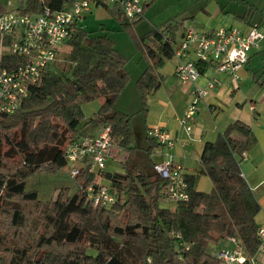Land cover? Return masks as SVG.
<instances>
[{"label":"trees","instance_id":"obj_1","mask_svg":"<svg viewBox=\"0 0 264 264\" xmlns=\"http://www.w3.org/2000/svg\"><path fill=\"white\" fill-rule=\"evenodd\" d=\"M67 2L22 0L16 11L38 13L44 6L57 9ZM6 11L0 1V14ZM116 17L121 28L131 31L140 16L128 21L121 10ZM174 27L168 21L136 38L150 61L135 80L143 105L160 84L155 68L173 55ZM14 39L0 35V68L11 69L28 59L11 50ZM126 62L108 32H94L75 21L52 66L28 86L18 107L0 111V264H223L213 246L225 237H235L248 255L257 253L261 239L255 216L260 204L239 165L240 153L254 137L250 126L238 119L204 143L194 173L183 170L188 195L174 206L162 205L168 200L167 181L151 161L150 171L138 164L124 172L99 170L100 182L115 194L110 205L88 199L87 188L98 186L89 165L80 166L73 176L74 192L63 186L53 199L42 201L36 190L26 189L31 173L55 172L68 163L66 146L82 136L84 102L101 98L91 121L109 125L117 146L135 148L131 115L113 108L115 96L130 80ZM194 63L200 73L209 66L206 61ZM146 137L150 156L159 143L148 130ZM200 174L210 178V190L197 188ZM29 213L34 214L31 223ZM5 216L13 226L11 244L2 230Z\"/></svg>","mask_w":264,"mask_h":264},{"label":"built area","instance_id":"obj_2","mask_svg":"<svg viewBox=\"0 0 264 264\" xmlns=\"http://www.w3.org/2000/svg\"><path fill=\"white\" fill-rule=\"evenodd\" d=\"M102 1L118 4L125 18L132 21L143 14L147 0ZM92 2L96 3V0H70L57 9L44 6L38 13L21 14L16 10H8L0 14V35L15 36L9 45L11 50L28 56L26 62L11 69L0 68V111L13 112L18 107L21 98L27 93L28 86L36 82L43 70L51 64L56 49L69 35L72 24L90 10ZM262 39L264 30H260L258 24H250L245 28L236 25L219 26L205 32L190 28L175 42L173 55L179 59L175 73L182 84H191L190 99L180 118L187 135L191 131L190 121L196 114L200 101L217 82L212 76L206 85H198L196 81L200 72L194 63L195 60L208 62L207 68L226 72L236 82L239 79V70L249 58V51L258 47ZM149 134L161 147L169 148L175 142L169 132L159 126L152 127ZM112 145L109 125H102L96 135L80 136L65 149L66 161L73 164L69 173L74 176L80 166L89 165L95 175L100 176L99 170L105 168ZM161 152L164 158L153 162L152 166L154 171L167 181L166 198L174 202L186 199L188 194L182 166L173 163V156L168 150L161 149ZM243 156L244 150L240 153V157ZM93 165L95 168H92ZM97 183V187L87 188L88 199L95 204L110 205L115 200L114 192L100 181ZM257 233L261 239L259 251L264 249V226H260ZM229 239L235 241L239 247L214 251L223 264H256L254 257L245 252L235 237Z\"/></svg>","mask_w":264,"mask_h":264},{"label":"crops","instance_id":"obj_3","mask_svg":"<svg viewBox=\"0 0 264 264\" xmlns=\"http://www.w3.org/2000/svg\"><path fill=\"white\" fill-rule=\"evenodd\" d=\"M69 1L70 0H68V2ZM155 1L156 0H147L143 11L145 12V10L148 9V7L151 6ZM216 3L219 4L220 0H217ZM253 6L254 4L249 3L245 11L239 12L237 11L238 6H227V1L224 2L223 8L221 7L222 12H226L225 19L227 20L226 22H224V24L215 21V18H213L211 15L212 12H210V10L206 7H202L201 9L203 13V22L195 23L194 21H192L191 25H200L202 27H204V25H207V28L203 29L200 32L212 31L213 29L219 26L236 25L235 23L240 24L241 22L245 25V27H247L251 24V13L255 12L253 10L256 9H253ZM103 7L107 12L112 14L115 19H117L116 13L121 12L120 6L116 3H108L107 6L103 5ZM144 12L138 18V20L131 26L130 32L137 39L151 28L155 26L160 27L162 24L168 21H173L175 23L174 32L172 33V35L175 38L176 42L181 39L182 35L187 29H190V27L186 25L182 26L181 28L182 21L172 20L173 18H170L171 20L168 19L160 25L152 23L146 31L137 34L134 30V26H136L138 21H140L141 18L144 16ZM214 14H217V10H215ZM82 16H85V14H82ZM262 19L264 18H260L259 20ZM77 23L81 25L78 20ZM198 26L193 27L198 28ZM120 29H122L121 26ZM262 50H264V44H262L261 42L258 47L250 50L249 58L243 68L239 70V79L236 82L232 80L228 73L214 71L211 68H209L211 70L210 73L206 72V69L208 68H206L202 73H200V77H198L196 81L198 85H206L208 79L212 76L217 79V82L214 86L209 89V93L207 94V96L200 101L199 108L196 114L194 115L193 119L190 121L191 131L188 133V135L185 133L180 123V118L183 115L187 103L183 106L182 110H180L178 114H174V116L173 113L175 112V108L173 107V105L170 104L169 99L167 100L165 96L166 93H168V91L170 90V88L165 87L163 83L168 76L165 72L162 71L164 64H171V73L173 75H176L175 67L179 59L174 55L164 59L162 64L155 68L156 75L160 80L159 87L147 95V102L149 103L155 95H157L158 97L162 96L164 99L163 101L165 108L160 111V114L157 117H155L154 119H149L147 122L148 124L145 125L146 132L147 130L149 131L152 127L159 126L167 130L169 134L175 139L174 144L169 148L161 147L159 146V144L157 146H154L151 150L150 156L154 152L155 157L150 158L151 162L159 161L164 158V154L163 152H161V149L163 151L168 150L173 156L172 160L174 164L181 165L185 172L194 173L200 167V154L206 141L214 140L217 135L226 128L228 123L234 120L238 119L247 123L251 128V132L253 134L254 139L250 146L244 150L245 156L240 157L241 159L239 165L242 175L246 179L248 185L252 189L255 197L257 198L260 204V209L255 216L256 223L259 226H264V80H260L261 77L264 76V65H261V67L258 66V68H254L251 63V57L252 53H262ZM140 54L141 57L145 60L146 65L135 77L134 83L138 76L150 64V61L146 58L144 53L140 51ZM255 71H258L259 74L256 75ZM259 75H261L260 78ZM186 85V91L184 92H187L190 97L191 84ZM161 88H163V91H161L160 93L159 90ZM135 90L140 96L137 86L135 87ZM172 93L174 94L173 90ZM171 95V93H168V96ZM100 101L102 100L99 99V101L97 102L100 103ZM160 101H162L161 97ZM206 110H208L209 114H211L212 117L203 121L201 119L202 112H207ZM167 113L168 116H166ZM96 124V127L92 129L90 133H88L89 135H96L98 133L102 125L98 123ZM183 141L185 142V144L182 145L181 143ZM149 144L150 141L148 139V145ZM113 155L114 154L110 152V154L106 158V162L108 158ZM107 166L109 165H105L104 169H106ZM126 169L127 168L123 163L121 164V168L116 170L124 172ZM95 176H98L100 180L102 179L99 175ZM196 184L198 189L205 191L210 190L212 187L211 180L206 174H200L198 176ZM170 206H174V204ZM235 247H239L237 243L229 239V237H225L218 240L217 243L214 244L213 251H217L218 249L222 248ZM253 257L256 264H264V249L257 251V253Z\"/></svg>","mask_w":264,"mask_h":264},{"label":"rangeland","instance_id":"obj_4","mask_svg":"<svg viewBox=\"0 0 264 264\" xmlns=\"http://www.w3.org/2000/svg\"><path fill=\"white\" fill-rule=\"evenodd\" d=\"M0 1L7 10H14L20 5L22 0ZM216 1L217 0H156L151 6L148 7V9L145 10V12L143 11L144 16L140 21H138L136 26H134V30L137 34H140L146 31L152 23L160 25L168 19L171 20L170 18H173L172 20L182 21L181 28L182 26L186 25L196 31H202L203 29L207 28V25H204V27L200 25H191L192 21L195 23L203 22V13L201 8L206 7L209 9L210 12H212V17L215 18L214 20L224 24V22L227 20L225 19L226 12H222L221 7L223 8V4L226 1L227 6H238L237 11L239 12L245 11L249 3L254 4L253 9H256L253 10L255 12L251 13L252 15L250 22L251 24H258L259 29L264 30V19L259 20L260 18H264V0H220L219 4H217ZM215 10H217V14L219 12L218 15L214 14ZM84 14L85 16H80L78 18L81 26L94 32H108L109 36L114 40L117 50L127 57L125 68L131 77L128 84H126L122 91L115 96L113 108L123 109L127 113L131 114L135 137V148L133 150L121 149L116 146V143L113 141L110 152L114 154V157L110 156L107 162L105 161V165L111 166H107L106 169L110 171L121 172L120 170L116 169H120L121 164L124 163L126 168L130 167L132 164H138L141 165L146 171H150V158L155 157V154L153 152L149 157L147 153L146 148L148 146V139L145 135V125L148 124L147 122L149 119H154L157 117L160 114V111L165 108L163 101L164 99L162 96H160L162 99V101H160V97L155 95L149 103L146 99L145 105H143L140 100V96L135 90L136 83H134V79L146 65L145 60L141 57L140 51L137 47V40L135 36L132 35L128 29H120L118 20L115 19L112 14L107 12L101 4L92 2L90 4V11L88 10ZM235 24L240 28H245V25L242 22L240 24ZM193 26H198V28ZM261 43L264 44V39L261 40ZM251 63L254 68L264 65V50H262V53H252ZM170 65L171 64H164L162 71L168 75L163 83L165 87L170 88L168 93H171L172 95L168 96V93H166L165 96L167 100L169 99L170 104L175 108V112L173 113L174 115L178 114V112L182 110L183 106L188 103L190 97L187 92H184L186 91L185 89L187 85L182 84L180 78L177 75H173L171 73ZM50 66H52V64H50ZM206 72L210 73L211 70L208 68L206 69ZM255 73L256 75L259 74L258 71H255ZM260 77L261 75H259V78ZM260 80H264V76H262ZM172 90L174 94L172 93ZM161 91H163V88L159 90L160 93ZM99 99L102 100L101 98H96L81 104L84 114L83 121L80 124L81 135H87L92 131V129L96 127V122L91 121V118L102 102H97ZM206 111L207 112H202L201 119L203 121L212 117L208 110ZM166 116H168V113ZM72 166L73 164L67 163L65 166L57 169L55 172H33L26 178V189L36 190L38 198L42 201L53 199L56 196L58 190L63 186H69L70 191L74 192L76 189L74 178L69 173ZM92 168H95V165H93ZM94 180L102 181L103 179L100 180L98 176H94ZM173 204L174 201L172 200H167L162 203V205L165 206H170ZM29 214L31 223L32 219H34V214ZM10 221L11 220L9 216H5L2 219V230L7 236L8 243L11 244V242L14 241L15 236L13 235V226L10 225ZM22 235L23 238L26 237L24 232Z\"/></svg>","mask_w":264,"mask_h":264}]
</instances>
